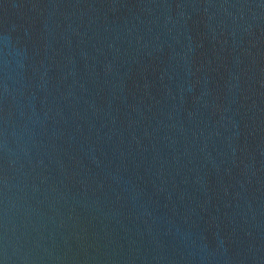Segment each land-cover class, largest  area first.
I'll list each match as a JSON object with an SVG mask.
<instances>
[{
    "label": "water",
    "instance_id": "water-1",
    "mask_svg": "<svg viewBox=\"0 0 264 264\" xmlns=\"http://www.w3.org/2000/svg\"><path fill=\"white\" fill-rule=\"evenodd\" d=\"M0 264H264V0H0Z\"/></svg>",
    "mask_w": 264,
    "mask_h": 264
}]
</instances>
